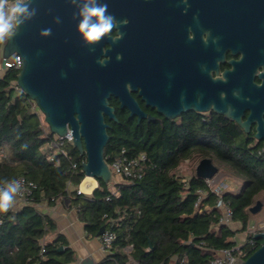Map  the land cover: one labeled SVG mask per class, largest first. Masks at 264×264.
I'll list each match as a JSON object with an SVG mask.
<instances>
[{"label":"trees","instance_id":"obj_1","mask_svg":"<svg viewBox=\"0 0 264 264\" xmlns=\"http://www.w3.org/2000/svg\"><path fill=\"white\" fill-rule=\"evenodd\" d=\"M19 72L9 68L0 75V148H7V155L0 158V180L23 176L37 189L30 204L1 214L0 264H72L76 260L63 236L47 240L57 227L37 208L59 199L68 200L77 210L89 236L97 237L102 228L116 232L113 250L102 264H126L129 256L139 264H172L174 259V264H211L217 252L237 246V232L221 224L222 212L205 179L195 172L185 184L178 177L184 162L197 153L214 157L242 178L238 191L226 190L223 200L233 211V222L241 224V232H249L253 217L249 209L264 195V147H251L234 122L215 112L193 113L179 125L169 122L143 131L136 126L131 129L129 119L119 111L118 121L108 129L105 159L111 164L123 149L129 156L145 153L143 177L131 184L100 181L95 194L86 197L67 189L69 181L76 187L85 177L86 155L68 144V158L48 157L45 146L54 135L35 103L17 89ZM200 189L207 192L203 212L195 207ZM261 245V240L248 234L234 254L246 260Z\"/></svg>","mask_w":264,"mask_h":264},{"label":"flooded vegetation","instance_id":"obj_2","mask_svg":"<svg viewBox=\"0 0 264 264\" xmlns=\"http://www.w3.org/2000/svg\"><path fill=\"white\" fill-rule=\"evenodd\" d=\"M188 4L187 14L182 0H121L111 5L110 13L129 23L120 28L123 39L116 43L109 39L104 51L120 68L118 81L128 97L124 107L117 98L110 99L116 120L105 116L106 124L117 122L120 111L131 129L179 125L195 113L187 105L195 89L204 92L216 78L222 97L244 101L243 120L252 114L256 118L249 132L230 121L240 127L251 147H264V139L255 138L257 118L264 127V110L252 109L253 101L264 99V0H188ZM205 32L211 33L207 45L201 39ZM117 35L114 32L113 38ZM213 37L219 38L218 43H212ZM117 54L123 58L117 60ZM165 112L176 118L168 120Z\"/></svg>","mask_w":264,"mask_h":264},{"label":"water","instance_id":"obj_3","mask_svg":"<svg viewBox=\"0 0 264 264\" xmlns=\"http://www.w3.org/2000/svg\"><path fill=\"white\" fill-rule=\"evenodd\" d=\"M120 1L101 0L108 4L109 12L111 5ZM33 7L38 9L37 15L20 29L14 39L4 44L2 57L4 60L14 55L22 58L18 88L35 103L53 135L65 137L70 131L74 146L86 155L83 163L85 177L79 184V190L83 196L92 197L100 181L107 185L112 183V173L105 159V148L110 140L105 116L116 120L115 109L110 106L112 97L117 98L122 107L125 105L128 95H124L123 82L118 81L122 73L107 59L110 52H105L104 47L109 42L108 38L95 45L94 49L82 44L76 31L78 21L73 20L76 8L70 0H33ZM57 16L61 20L59 24L54 23ZM46 28L52 29V35L41 37V30ZM99 59L106 65L97 63ZM220 83L211 81L206 84L204 92L195 89L187 102L188 109L195 113L215 112L249 132L251 122L256 118L252 114L244 121L241 112L244 101L222 97ZM252 109L264 110V99L253 101ZM165 113L168 120L176 118ZM257 120L255 138L261 140L264 139V127L261 119ZM217 172L218 168L210 158H203L196 167V175L203 179H213ZM261 209L262 204L257 201L249 210L255 215ZM104 230L102 228L97 237ZM253 237L261 240L262 245L241 264H264V231ZM80 264L95 263L87 259Z\"/></svg>","mask_w":264,"mask_h":264},{"label":"clouds","instance_id":"obj_4","mask_svg":"<svg viewBox=\"0 0 264 264\" xmlns=\"http://www.w3.org/2000/svg\"><path fill=\"white\" fill-rule=\"evenodd\" d=\"M72 6L76 8L73 13V20H77L76 31L81 38L84 46L93 48L105 38L111 39L113 43L123 39L124 33L120 28L126 27L129 23L127 19L117 20L116 17L108 11V4L101 0H70ZM185 5L183 12L187 14L188 0H182ZM38 9L33 7V0H0V44H6L14 39L20 32V29L31 21L37 15ZM54 23H61L60 17L54 18ZM118 35L113 38V33ZM52 35V29L41 30V37ZM210 32L202 35V42L209 43ZM218 37L212 38V43H218ZM189 40H193L192 31L189 29ZM117 60L122 59L121 54H117ZM101 66L106 62L98 60ZM219 63V61H217ZM206 70V69H203ZM213 78V71L209 72ZM216 78H213L215 81ZM226 83V78L222 80ZM223 95V94H222ZM238 95V93H234ZM23 182L19 179L0 180V214H5L14 206L17 196L23 191Z\"/></svg>","mask_w":264,"mask_h":264},{"label":"built area","instance_id":"obj_5","mask_svg":"<svg viewBox=\"0 0 264 264\" xmlns=\"http://www.w3.org/2000/svg\"><path fill=\"white\" fill-rule=\"evenodd\" d=\"M3 46L4 44H0V75L9 68L21 69L22 58L20 56L14 55L7 60L3 59L2 57ZM3 61H5L4 67H3ZM17 89H19L18 86ZM68 144H73L70 131L65 137H59L57 135H54L53 138H51L45 146L48 157L50 159H53L55 155H62L68 158V151L66 149V146ZM6 155H7V148L6 147L0 148V158L5 157ZM147 161H148V157L145 153H142L138 156H129L127 151L123 149L120 152V154L112 161V163L108 164L112 173V182L116 183L114 181V179L116 178V179H120V181L117 183L124 182L127 184H131L137 180L142 179L144 166L146 165ZM76 168L77 165L74 163L72 165V169L75 170ZM179 178L185 184H187L188 179H184L183 177H179ZM15 179L21 180L23 182L24 188L23 191L17 196L15 204L11 209L20 210L24 205L30 204L32 200L31 199L32 195L34 191L37 189V186L35 185V183L27 180L23 176L17 177ZM205 180L207 182L208 188L217 198L216 207L219 208L222 212V218L220 220L221 224H225L229 226L231 223H233V211L223 200V195L226 189L221 185H218V183L216 184V181H214V179H205ZM67 189L71 191L74 190L78 195H82L81 191L79 190V185L75 187L73 186L71 181L67 183ZM114 193L116 194L115 191ZM197 194H198V198H197V202L195 203V207L199 212H203V208H204L203 202L207 197V192L203 189H200L197 191ZM208 208L209 207H205V209ZM2 224H3V217L0 214V226ZM258 233L259 232L253 230L252 228L249 229L248 232V234L251 236ZM99 239L103 250L111 254L114 247V243L117 239L116 232L111 229H105L103 234L99 236ZM241 246H236L233 249L221 250L217 252L211 264H241L242 261L244 260L237 257L234 254L235 252L240 250ZM44 252L45 250L43 248L40 253L41 261L44 260ZM35 264H41V263L38 262ZM126 264H139V263L136 262L132 257H130Z\"/></svg>","mask_w":264,"mask_h":264},{"label":"crops","instance_id":"obj_6","mask_svg":"<svg viewBox=\"0 0 264 264\" xmlns=\"http://www.w3.org/2000/svg\"><path fill=\"white\" fill-rule=\"evenodd\" d=\"M119 181L120 179H117L116 183ZM37 208L42 214L52 218L57 227V233L48 236L47 240L52 241L58 235H61L67 241L68 246L75 252L76 260L72 264H80L87 259L95 264H102L107 261L110 253L103 250L99 237L89 236L85 223L79 219L77 210L69 205L68 200L59 199L54 205L43 202ZM228 227L237 232L234 238L237 246H241L247 241V232H241L242 226L240 223L234 222L232 227L230 225ZM239 240L241 241L240 243L238 242ZM131 251V247L126 249L127 254H130Z\"/></svg>","mask_w":264,"mask_h":264},{"label":"rangeland","instance_id":"obj_7","mask_svg":"<svg viewBox=\"0 0 264 264\" xmlns=\"http://www.w3.org/2000/svg\"><path fill=\"white\" fill-rule=\"evenodd\" d=\"M36 109L38 110L37 107ZM39 114L44 120V116L40 112ZM203 158H210L213 164L218 168L217 175L213 178L214 181H216V184L218 183V185H221L226 190L230 189L231 191H238L239 186L242 183V178L228 165L224 163H220L212 156L204 157L200 153L195 154L191 159L184 162L182 167L179 169L177 175L179 177H183L184 179H189L192 175H194V173L196 172V167ZM116 180L117 179L115 178L114 181L116 182ZM258 201L262 204V209L260 212L253 215L250 221V225H251L250 229L252 228L257 232H263L264 231V195H261ZM233 224L234 222L231 223L230 226L232 227ZM238 242L240 243L241 241L239 240ZM174 262L175 260H173L172 264H174Z\"/></svg>","mask_w":264,"mask_h":264}]
</instances>
